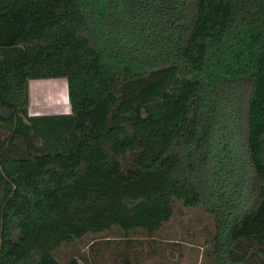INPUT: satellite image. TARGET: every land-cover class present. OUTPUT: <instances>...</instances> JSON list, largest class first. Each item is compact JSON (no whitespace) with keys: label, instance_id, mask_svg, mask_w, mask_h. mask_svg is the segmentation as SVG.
I'll return each mask as SVG.
<instances>
[{"label":"trees","instance_id":"1","mask_svg":"<svg viewBox=\"0 0 264 264\" xmlns=\"http://www.w3.org/2000/svg\"><path fill=\"white\" fill-rule=\"evenodd\" d=\"M59 78L70 113L31 115ZM176 203L212 264H264V0H0V264L153 240Z\"/></svg>","mask_w":264,"mask_h":264},{"label":"rangeland","instance_id":"2","mask_svg":"<svg viewBox=\"0 0 264 264\" xmlns=\"http://www.w3.org/2000/svg\"><path fill=\"white\" fill-rule=\"evenodd\" d=\"M70 110L68 83L65 79L30 82L31 115L69 114ZM174 210L173 218L153 240H145L143 232H131L126 237L121 230L112 229L100 236L87 235L62 246L54 256L60 264L78 255L83 257L81 264H112V259L123 252L130 255L132 264H212L205 243L215 231L212 216L203 206L187 208L176 203Z\"/></svg>","mask_w":264,"mask_h":264}]
</instances>
